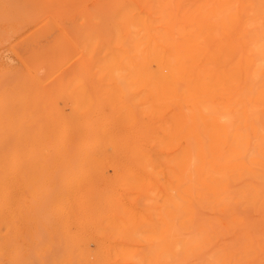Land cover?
I'll return each mask as SVG.
<instances>
[{"label":"bare ground","instance_id":"bare-ground-1","mask_svg":"<svg viewBox=\"0 0 264 264\" xmlns=\"http://www.w3.org/2000/svg\"><path fill=\"white\" fill-rule=\"evenodd\" d=\"M123 12L112 22L103 57V19L73 26L72 34L50 21L46 33L60 30L62 54L79 55L81 64L87 58V78L55 81L49 93L30 66L16 89L33 96L42 87L41 95L22 104L0 101V264H48L49 212L62 209L60 196L155 195L177 205L202 194L213 173L241 176L253 173L248 160L264 164V2L195 0L169 15L170 27L158 33L151 15ZM56 53L49 61L61 70L66 64L57 63ZM256 183L239 205L262 213L264 180ZM26 196L33 197L32 208L19 205ZM19 213L34 225L27 245L15 226ZM41 229L45 241L38 243Z\"/></svg>","mask_w":264,"mask_h":264},{"label":"rangeland","instance_id":"rangeland-1","mask_svg":"<svg viewBox=\"0 0 264 264\" xmlns=\"http://www.w3.org/2000/svg\"><path fill=\"white\" fill-rule=\"evenodd\" d=\"M239 1L244 2L245 6L260 2ZM194 3L195 0H153L146 6L141 0H0V101L19 104L26 98L41 95L44 91L42 87H38L33 96L29 95L30 89H16L15 84L30 66L47 81L49 93L59 81L70 85L87 78L88 70L82 68L87 65V58L81 64L79 55H63V46L58 39L60 30L57 29L51 36L46 33V26L53 27L50 21H54V24L59 22L72 34L73 26L89 27L94 21L103 19L104 28L102 26L101 29L104 35L98 37L90 29L93 38L99 39L98 51L103 57L106 46L112 42V22H120L117 13L128 8L139 16L151 15L155 32L158 33L170 27L169 15L179 14ZM123 27L121 25L124 34ZM75 38L72 35V39ZM133 42L134 38L128 40L126 45L130 47ZM54 50L57 51L54 56L57 63L66 64L61 70H53L52 61H49V55ZM250 154L254 156L256 151ZM248 163L257 175L213 173L202 194L178 199L175 206L170 200L155 195L60 196L56 204L62 205V209H57V206L51 208L48 237L45 241L44 231L39 230L42 240L38 243L47 242L48 264H264V212L257 213L253 205H239L242 195L253 191L257 187L256 182L264 180L257 178L264 174V167L261 166L264 164H252L249 160ZM112 173V169L107 171L109 176ZM224 179L228 186L225 184L222 188ZM102 187L101 183L97 185L99 189ZM19 205L32 208L33 197L26 196ZM4 224L2 234L7 232ZM15 226L21 242L25 245L32 243L30 236L34 225L30 219L26 220L19 213ZM255 226L259 227L256 229ZM34 264H38L36 260Z\"/></svg>","mask_w":264,"mask_h":264}]
</instances>
